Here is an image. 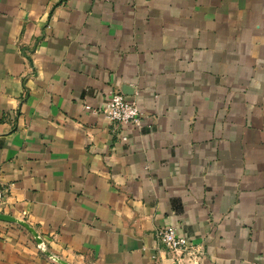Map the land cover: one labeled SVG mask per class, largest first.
Here are the masks:
<instances>
[{
    "label": "crops",
    "instance_id": "obj_1",
    "mask_svg": "<svg viewBox=\"0 0 264 264\" xmlns=\"http://www.w3.org/2000/svg\"><path fill=\"white\" fill-rule=\"evenodd\" d=\"M0 183V264H264V0H0Z\"/></svg>",
    "mask_w": 264,
    "mask_h": 264
},
{
    "label": "built area",
    "instance_id": "obj_2",
    "mask_svg": "<svg viewBox=\"0 0 264 264\" xmlns=\"http://www.w3.org/2000/svg\"><path fill=\"white\" fill-rule=\"evenodd\" d=\"M92 114H103L111 125L113 131L122 126H132L140 129L143 126L144 112L139 105L125 97L124 94L115 93L103 109L85 106ZM127 141V137L122 138ZM8 190L0 183V214L5 210L6 195ZM160 245L169 253L173 264H200L203 258L202 246L189 243L185 236L179 235L177 230L170 226L161 229L157 234Z\"/></svg>",
    "mask_w": 264,
    "mask_h": 264
},
{
    "label": "water",
    "instance_id": "obj_3",
    "mask_svg": "<svg viewBox=\"0 0 264 264\" xmlns=\"http://www.w3.org/2000/svg\"><path fill=\"white\" fill-rule=\"evenodd\" d=\"M0 220L10 221V222L16 223V224H18V225L26 228L28 231H30L35 236V238H38V236L36 235V233L33 232L31 226L29 224L25 223L24 221H19V220L10 218L8 216H5L3 214H0Z\"/></svg>",
    "mask_w": 264,
    "mask_h": 264
}]
</instances>
